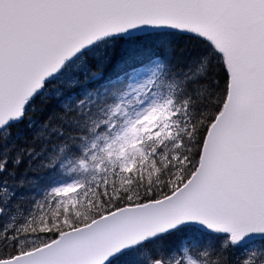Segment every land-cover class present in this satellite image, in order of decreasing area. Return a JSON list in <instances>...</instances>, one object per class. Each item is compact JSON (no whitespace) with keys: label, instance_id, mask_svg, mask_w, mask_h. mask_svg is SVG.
Wrapping results in <instances>:
<instances>
[{"label":"snow or ice","instance_id":"snow-or-ice-1","mask_svg":"<svg viewBox=\"0 0 264 264\" xmlns=\"http://www.w3.org/2000/svg\"><path fill=\"white\" fill-rule=\"evenodd\" d=\"M176 35L208 68L192 91L167 80ZM37 101L0 173L26 157L43 197L0 179V264H264V0H0L5 137Z\"/></svg>","mask_w":264,"mask_h":264},{"label":"trees","instance_id":"trees-1","mask_svg":"<svg viewBox=\"0 0 264 264\" xmlns=\"http://www.w3.org/2000/svg\"><path fill=\"white\" fill-rule=\"evenodd\" d=\"M162 60L166 63V71L168 72L167 80L169 83H176L180 85L183 82V87H188L189 91H192L200 82H202L207 75V65L203 64L202 59L196 54L185 38L176 35L169 38L168 49L162 52ZM157 81L152 82V90L156 89ZM125 84V82H124ZM181 87L177 88V94H179ZM47 116V110L44 113L40 112V101L36 103V111L32 113L31 120L35 122V128L28 127V121L26 120L22 125L13 127L10 130V134L5 137V134L0 136V149L13 145L10 151V157H15L18 154V149L23 144L22 136H27L29 139L34 135L35 132L40 130L41 123L45 120ZM55 142V137L52 138ZM43 138L37 139L35 141L34 147L37 151L40 150L43 144H45ZM58 151V149H57ZM39 160L34 162V166L39 165ZM27 164V158L25 157L24 162L19 165L16 169L15 177L9 176L8 172L0 173V177L7 178L9 184H12L17 188L15 190L16 196L19 197L21 194L26 196L29 200L42 201L43 195L41 193L31 196L26 187L18 188L16 187L17 182L21 179V174L24 172L25 166ZM11 167V165H10ZM29 177L32 176L31 173L28 174ZM15 203V200L13 201ZM28 207V202L25 201L21 205V211ZM13 214L18 215L19 213L13 209ZM32 214L36 217L39 216V212L33 209ZM152 247V246H149ZM233 254L230 255V258Z\"/></svg>","mask_w":264,"mask_h":264},{"label":"rangeland","instance_id":"rangeland-1","mask_svg":"<svg viewBox=\"0 0 264 264\" xmlns=\"http://www.w3.org/2000/svg\"><path fill=\"white\" fill-rule=\"evenodd\" d=\"M148 79L149 78L147 76H145V77L140 78L138 80H128V82H127V84H126V86L124 88V91L128 92V96L126 97V99H131V100H135L136 99L137 93L134 92L133 89H137V90L143 89V91L140 92V95H143L145 90H146V88H147V86H148V84H149L148 83ZM128 85H131V87H128ZM60 175L63 178L67 179V178H70L71 176H73L74 174L70 171V166L66 165L65 169L61 170ZM12 190H13V188H11L9 186V191H12ZM38 191H39V189L33 191V190H30L29 188H27V190L25 192H28L29 195L34 196ZM40 193H41V190H40ZM3 198H4V192H3L2 187H0V200H3ZM11 215H15V214H13V212H12ZM8 220H9L8 216L2 217V218H0V224H2L5 221H8ZM176 243L185 244V243H188V241L182 240V241H177ZM150 249H151V247H149V249L146 250V251H149V254H150ZM236 253L238 255H234L233 254V256L231 257V259L233 261H235L237 257H240L241 259L244 258L242 256L243 255L242 253H240V252H236ZM137 259L141 262V264H143V262L146 260V257L141 253V254L137 255Z\"/></svg>","mask_w":264,"mask_h":264},{"label":"bare ground","instance_id":"bare-ground-1","mask_svg":"<svg viewBox=\"0 0 264 264\" xmlns=\"http://www.w3.org/2000/svg\"><path fill=\"white\" fill-rule=\"evenodd\" d=\"M40 163V162H39ZM65 174V173H64Z\"/></svg>","mask_w":264,"mask_h":264}]
</instances>
